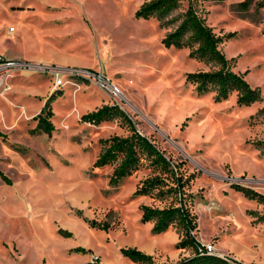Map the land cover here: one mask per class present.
I'll list each match as a JSON object with an SVG mask.
<instances>
[{
	"label": "rangeland",
	"instance_id": "obj_1",
	"mask_svg": "<svg viewBox=\"0 0 264 264\" xmlns=\"http://www.w3.org/2000/svg\"><path fill=\"white\" fill-rule=\"evenodd\" d=\"M146 1L0 0V54L3 45L22 54L28 36L57 30L65 33L61 41L66 46L85 56L83 63L98 64L79 68L103 69L124 94L117 102L124 114L92 124L77 116L90 102L84 86L91 83L82 82L77 89L68 82L54 92V79L36 70L9 78L10 92L0 94V264H144L124 255L122 248L146 252L142 248L151 251L153 240L171 243L153 232L152 221L142 222L140 209L143 204H179L178 194L168 191L170 170L143 153L132 175L112 185L117 163L94 166L101 140L128 136L133 127L190 177L185 190L198 215L196 239L232 260L224 249L235 242L262 261L239 262L264 264V200L233 187L264 195V6L258 5L261 0H251L248 8L241 5L244 0H180L168 16L172 22L162 26L157 17H135ZM191 5L223 36L220 48L231 68L260 88L262 100L239 105L234 91L216 101L214 89L201 93L187 80L188 72L218 68L191 58L188 48L162 42ZM14 86L39 92L24 97L14 94ZM104 102L112 104L108 95ZM44 109L54 113L52 135L35 130L34 113ZM156 175L164 181L151 194L135 193L143 179ZM209 192L212 198L206 201ZM177 250L185 253L180 259L159 253L157 260L177 264L194 254L190 247Z\"/></svg>",
	"mask_w": 264,
	"mask_h": 264
},
{
	"label": "trees",
	"instance_id": "obj_2",
	"mask_svg": "<svg viewBox=\"0 0 264 264\" xmlns=\"http://www.w3.org/2000/svg\"><path fill=\"white\" fill-rule=\"evenodd\" d=\"M180 0H150L144 2L135 12L136 18L150 19L157 17L162 26L170 24L172 21L168 16L179 6ZM251 0L242 1L241 5L248 8ZM264 6V0L258 3ZM167 47L175 46L177 48H188L189 56L207 63H213L218 66L217 69L208 71L188 72L187 80L197 85V90L201 93L214 89L216 101H222L229 98L234 91L237 92V103L239 105H251L262 100V93L259 87H253L247 81L245 76L234 71L230 65V59L220 48L223 42V36L217 35L213 28L206 24L191 5L185 12L181 23L172 31L168 32L162 39ZM54 95L52 93L51 97ZM264 111V107L261 109ZM118 114H124L123 111L113 104H104L103 106L87 112L82 115V120L92 124H100L103 121L112 119ZM54 113L52 110L45 112V109L38 113L34 119L38 121L35 130L42 131L52 135L55 125L52 121ZM103 143L97 159L94 162L95 167H103L109 164L117 163L110 176V183L118 185L121 180L137 169L141 155L147 153L152 157L153 163L163 164L164 167L173 174V185L168 191L176 192L179 196V204L167 207H154L147 204L141 205L142 222H153V232L162 233L176 224L181 235L177 242V248L190 247L194 249V254L183 258L177 264H245L235 259L230 261L224 257L197 253L199 241L196 239V229H198V215L192 211L188 205V195L185 186L189 183L190 177H186L180 170L179 163L172 167V159H168L164 151L160 150L146 135H143L135 127L128 136L114 135L101 140ZM10 183V180L3 176ZM164 181L159 176L147 177L143 179L136 189V194H151V190ZM238 190L243 191L247 196L264 200V195L253 189L241 188L233 185ZM95 225V224H92ZM106 228L105 226H102ZM69 234V233H68ZM124 255L129 256L134 262L144 264H164L159 263L154 257L137 247L122 248ZM98 264V263H97ZM117 264V263H112Z\"/></svg>",
	"mask_w": 264,
	"mask_h": 264
},
{
	"label": "crops",
	"instance_id": "obj_3",
	"mask_svg": "<svg viewBox=\"0 0 264 264\" xmlns=\"http://www.w3.org/2000/svg\"><path fill=\"white\" fill-rule=\"evenodd\" d=\"M83 3V0H80ZM13 29H10V31H13ZM55 32L52 31V33L45 34L43 35V33L38 34L36 37L35 36H31L27 38L26 40V44H27V50H24L22 52V54H16V53H12L10 52V48L7 45H3V52H4V56L8 57V58H18V59H22L24 57V59H26L27 61H30L31 63L34 64H43V65H55L58 67H98V64L96 62H94L93 64H88V63H83V60L85 59V56H83V54H76L72 51V49H70L68 46L65 45V43L63 41H61V38L65 37V33H60L57 30H54ZM105 35V34H104ZM105 37H107L105 35ZM20 38V37H18ZM93 42V41H92ZM104 49H107V41H105L104 43ZM27 54L26 55H24ZM98 69V68H95ZM28 71L25 72V75H27ZM23 73V72H22ZM24 75V74H22ZM16 84V80L14 81ZM84 86V85H83ZM16 89L14 90V94L16 95H23L24 97L29 96V95H38L37 93L39 92V90L37 91L36 89L33 88H25V89H21L19 87L14 86ZM86 89L89 91V94L91 95L90 97V102L87 103L82 111L84 112H79L78 110V115L77 116H81L83 115V113H87L90 111H93L101 106H103L105 104L104 102V98H106L107 94L101 90L100 88H98L97 86L90 84V85H85L84 86ZM51 87L49 89L48 95L49 93H51ZM54 93V92H53ZM29 96V97H31ZM40 113V112H39ZM38 114V110L34 113V115L36 116ZM54 117V115H53ZM53 117H52V121H53ZM36 123L38 124V121L35 119ZM55 131V130H54ZM53 131V133H54ZM210 193V192H209ZM208 198H212L211 193H210V197H208V195L206 196V199ZM210 200V199H209ZM207 201V200H206ZM218 213H220L222 211V209L218 208L217 210ZM215 213V212H214ZM213 213V214H214ZM215 215V214H214ZM230 218H231V222H233V226L236 230H238V227L240 226L239 222L236 220V218L230 213ZM153 224V223H152ZM220 233L218 232H213L212 235L216 236L219 235ZM157 236H165L166 238L168 237L171 241V243H169L166 246V243H161L160 241L157 240H153L151 241V251L149 249H146L145 247L142 248L143 250H146V252H151V255L154 257V259L156 261L157 260V255L160 253H170V255L175 258L173 260H178L180 259L182 256H184V252H179L177 250V248H175V245L177 244V242L180 240V233L177 229L175 228H170L165 232L159 233ZM200 238H204L205 233L204 231H202L201 225H200V220H199V235ZM160 238V237H159ZM219 247H221V241H219L218 243ZM174 249V250H173ZM228 253H230V255L237 261H243L242 259H246L247 261L250 260H259V262L262 263V261H260V259H258L257 256H248V254L246 253V249H242L240 246H237L236 243L234 242V244L231 247H228L226 249ZM256 261V260H255ZM159 262V261H158ZM264 263V262H263Z\"/></svg>",
	"mask_w": 264,
	"mask_h": 264
},
{
	"label": "built area",
	"instance_id": "obj_4",
	"mask_svg": "<svg viewBox=\"0 0 264 264\" xmlns=\"http://www.w3.org/2000/svg\"><path fill=\"white\" fill-rule=\"evenodd\" d=\"M36 70L40 73L48 74L54 79V92L60 87L64 86L68 82L74 86L80 87V83L86 82L97 85L103 90L110 98L113 105H117L118 99L124 98V94L121 88L113 82V80L107 76L103 69H89L79 67H58L55 65H43L34 64L24 59L8 58L0 54V94L8 95L11 90L9 78L13 73H19L22 71ZM197 253L200 255L213 254L224 257L230 261L232 259L225 257L215 252V248L212 244H202L199 242L197 246ZM105 264L94 260L90 264Z\"/></svg>",
	"mask_w": 264,
	"mask_h": 264
}]
</instances>
